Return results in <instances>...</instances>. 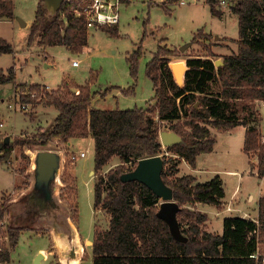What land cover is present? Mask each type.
<instances>
[{
	"label": "trees",
	"instance_id": "16d2710c",
	"mask_svg": "<svg viewBox=\"0 0 264 264\" xmlns=\"http://www.w3.org/2000/svg\"><path fill=\"white\" fill-rule=\"evenodd\" d=\"M230 1L233 3L231 10L239 20V48L224 57L222 66L217 67L211 56L189 57L186 65L180 68L182 82L179 84L170 67L178 51L159 45L146 67L147 77L154 84V116L145 108L95 109L90 86L67 85L49 96L45 94L48 96L45 104L59 112L50 131L34 139L19 138L13 145L5 141L0 143V161L6 162L15 145L34 151L58 141L68 145L72 139H93L98 173L94 208L106 211L110 218L107 229L95 232L93 264H264V196L259 200L257 221L227 217L222 235L213 234L201 229L208 220L207 214L189 212L183 205L221 206L226 196L222 178L215 176L207 182H198L195 176L186 175L169 180L163 172V179L173 189L181 208L177 218L182 233L188 238L186 242H179L168 224L157 216L161 204L159 197L143 183L121 180L139 160L162 154L160 133L166 121L174 123L172 130L184 140L182 144L169 147L168 152L192 167L196 166L198 156L214 150L217 140L211 128L228 130L245 126L244 153L249 158L257 157V166L253 168L258 178H264V135L257 127L262 117L256 105L258 101L264 102V0ZM206 2L212 14L223 16L217 8L220 0ZM79 6L68 0L51 16L41 0L28 46L37 42L42 47L66 46L73 53L82 52L87 46L88 31L84 18L75 14ZM15 17L14 3L0 0V21H11ZM143 52L141 45L129 58L134 78H137ZM13 53V45L0 38V55ZM15 81L14 67L7 71L0 68V85ZM31 87L29 97V93L40 89L36 85ZM20 89L25 90L27 86L21 85ZM21 101L31 102L23 97ZM115 158H119L120 164L103 174ZM163 158L165 161L166 156ZM172 172L175 174V169ZM8 214V199L4 197L0 204V228L8 221ZM16 217L13 215L12 220ZM184 223H188L187 229ZM7 229L9 246L14 249L26 228L8 223ZM258 252V259L252 257ZM9 262L10 251L2 244L0 263Z\"/></svg>",
	"mask_w": 264,
	"mask_h": 264
},
{
	"label": "rangeland",
	"instance_id": "374dc122",
	"mask_svg": "<svg viewBox=\"0 0 264 264\" xmlns=\"http://www.w3.org/2000/svg\"><path fill=\"white\" fill-rule=\"evenodd\" d=\"M11 1L15 5L16 17L11 21H0V38L13 45L14 53L0 55V68L7 71L14 67L16 81L0 85V143L10 137V144L13 145L19 138L34 139L44 130L50 131L59 113L57 109L47 106L45 100L49 94L58 92L67 85L90 86L94 93L92 107L95 109L145 108L154 116V84L147 77L146 67L159 45L178 51L170 67L179 84L182 82L180 68L186 65L187 58L211 56L215 62L218 60L223 62L224 57L239 48V20L231 10L233 3L230 0H226L225 5L219 3L217 6L223 12V17L212 14L206 0H186L185 5L180 4L181 0L179 2L130 0L121 8L119 25L106 29L87 30V46L80 53H73L66 46L42 47L37 42L29 47L27 43L31 26L41 0ZM19 18L28 25L22 27ZM141 45L144 52L139 61L137 78H134L130 72L129 58ZM183 47L185 49L181 51ZM75 61L78 62L77 66L73 65ZM176 64H180V67ZM216 66L222 64L218 63ZM21 85L27 86V89H20ZM31 85L40 88L37 99L27 95L29 88H32ZM46 93L48 96H45ZM16 94L31 100L28 111L18 109ZM263 103L256 102L257 110L262 117L257 127L264 135ZM155 118L159 120L157 115ZM173 124L169 121L163 122L162 131H174ZM225 137L219 134L217 139L222 141ZM228 137L221 143V146L223 144L226 146L228 140L229 145L227 144L225 149L230 152L228 158H219L212 162L208 160L205 163L206 167L214 164L219 170H223L227 165V168L239 171L241 178L223 176L228 180L229 196L234 188L239 186L243 191L255 194L257 200L260 189L262 190L260 194L264 196V187L261 188L264 180L257 177L253 168L257 166V157L252 156L248 161L242 151L244 135L241 130L235 131L231 137ZM13 148L6 162L0 161L2 163H0V204L6 197L9 212L11 211L7 216L8 221L1 224L0 247L4 244L10 251L9 264H61L60 260L63 264H93L91 241L89 240L87 244L83 240L78 243L74 241L77 231L75 227L79 229L81 237L85 240L94 239L96 220L98 229L108 226L109 216L106 211L102 210L97 214L94 211L98 173L95 171L93 139L91 137L73 139L71 147L58 141L34 151L22 149L18 145ZM38 151L63 153V161L56 178L50 182L46 180L40 184L41 179H38V174L34 170ZM81 152H87V157L72 162L70 156ZM160 155L166 156L167 165L164 167V172L169 180L187 174L188 167L182 165L180 169V157L168 152V148L163 146ZM119 164V158L113 159L102 173H108ZM173 169L175 174H172ZM93 171L94 173L91 174ZM206 175L201 174L204 182L210 180L206 181L204 178ZM244 201L246 202L247 198ZM221 207L203 203L183 205V208L189 212L207 214L208 220L201 225V229L213 234H217L218 230L223 228L225 214L234 215L239 212L230 204ZM251 208H254V205H251ZM218 209L225 214L217 213L220 211ZM41 211L47 213L42 216L50 218L48 224L45 219H40ZM22 213L25 217L21 216L20 219L25 218V220L19 223L17 215ZM11 214L17 217L12 220ZM8 223L12 226L22 225L30 230L20 235L14 249L9 246ZM183 227L187 229L188 223H184ZM82 245L85 253H82ZM41 255L43 257L39 259Z\"/></svg>",
	"mask_w": 264,
	"mask_h": 264
},
{
	"label": "water",
	"instance_id": "95a60500",
	"mask_svg": "<svg viewBox=\"0 0 264 264\" xmlns=\"http://www.w3.org/2000/svg\"><path fill=\"white\" fill-rule=\"evenodd\" d=\"M66 1L67 0H43V4L49 14L54 16L60 11L62 5ZM18 21L22 27L27 25L21 18H19ZM184 49L183 47L180 50L182 51ZM218 63L224 64L220 60L215 62V64ZM160 140L165 148L184 143L183 138L178 133L166 130L161 131ZM5 142L9 144L10 137H7ZM60 164L61 156L58 152L38 151L35 159V171L38 174V179H41L40 184L43 181L49 180L50 182L53 178H56V173L59 171ZM164 167L165 161L163 155L144 158L138 161L136 167L132 171L124 173L121 176V180L124 183L137 181L145 184L152 190L161 200L157 216L168 224L173 237L177 241L186 242L188 238L182 233L177 218L181 208L174 198L173 189L169 187L163 179ZM49 198L48 196L47 199ZM42 257L41 255L39 259Z\"/></svg>",
	"mask_w": 264,
	"mask_h": 264
},
{
	"label": "crops",
	"instance_id": "0c3cea01",
	"mask_svg": "<svg viewBox=\"0 0 264 264\" xmlns=\"http://www.w3.org/2000/svg\"><path fill=\"white\" fill-rule=\"evenodd\" d=\"M196 1H200V0H196ZM16 12V11H15ZM223 16H224V14H223ZM222 16V17H223ZM35 20V19H34ZM6 21H8V20H6ZM27 25H28V23H27ZM26 25V26H27ZM183 70V69H182ZM260 104V103H259ZM264 106L262 105V108H263ZM51 108V107H50ZM52 108H54V109H56L55 107H52ZM59 113V112H58ZM32 118V120H34L33 119V117H31ZM239 130H241L242 131V134L244 135V140H243V146H242V151L244 152V143H245V136H246V131H247V128L245 127V126H242V125H240V126H237V127H235V128H233V129H228V130H211L212 132L211 133H213L212 135H214V137L216 138V144H215V146H214V150L211 152V153H206V154H202V155H200V156H198V158H197V164H196V166L195 167H192L188 162H186L184 159H182V158H180L181 159V163H180V169H182L181 168V166L182 165H186L187 167H188V171H187V174H184L185 176L186 175H193V176H195L196 178H197V180H198V182L200 181V182H204L203 181V177H201V174H207L206 175V177H204L205 179H206V181L207 180H209V179H212L213 177H215V176H220L221 178H222V180H223V182H224V187H225V191H226V196H225V198L222 200V204H221V206L222 207H224L226 204H230L231 205V207H235V208H237L238 210H239V212H237V214H225V213H223L222 211H221V209H218V211L219 212H217V213H219L220 215H223V214H225L224 215V218H223V222H224V219L225 218H227V217H242V218H247V219H253V220H255V221H257L258 220V218H259V200H260V198L262 197V194H260V191L262 192V190L260 189V191H259V196H258V199L256 200V197H255V194H253L252 192L251 193H247L245 190L243 191L242 190V188L240 187L239 188V186H237V187H235L234 188V190H233V192L231 193V196H229V193H228V190H227V186H228V180H227V178H224L223 176H240V178H241V174H240V172L239 171H237V170H234L233 168H227V165H226V168L225 169H223V170H219L218 169V166L217 165H214V164H211L210 165V167H206V164L205 163H207V161L209 160L210 162H212V161H214V160H216V159H219V158H228V155H229V151H226L225 149H226V146H228L229 144H228V140H227V144H226V146L223 144L222 146H221V143H223L224 142V140L226 139V137H231V135H233V133L235 132V131H239ZM43 131V130H42ZM46 130H44V132H45ZM219 134H221V135H223V136H226L225 138H223V140L222 141H219L217 138H218V135ZM228 137V138H229ZM73 140V139H72ZM226 141V140H225ZM241 143H242V141H241ZM65 145V144H64ZM67 146H70L71 147V141L68 143V145ZM222 150H224V152H222ZM56 152H58V151H56ZM226 153V154H225ZM60 154V156H61V163H62V158H63V153H59ZM245 154V153H244ZM176 156V155H175ZM245 156L248 158V161H249V156L248 155H246L245 154ZM177 157V156H176ZM1 163V162H0ZM250 163V162H249ZM2 164V163H1ZM15 172V171H14ZM182 172V171H181ZM15 173H17V172H15ZM74 173H75V171H74ZM94 173V171L91 173V174H93ZM209 174H211L212 176L211 177H208V175ZM252 174V173H251ZM254 175V174H253ZM255 176V175H254ZM76 177V176H75ZM258 177V176H257ZM260 179V178H259ZM261 180H264V178H262ZM241 181V180H240ZM240 181H239V183H240ZM242 183V182H241ZM264 187V185L261 187V188H263ZM16 188V187H15ZM245 198H247V201L245 202L244 201V199ZM42 200H44V199H42ZM45 202H46V200H44ZM255 203V204H254ZM200 204H202V203H200ZM251 205H254V208H251ZM221 206H217V207H221ZM229 206V205H228ZM221 207V208H222ZM253 207V206H252ZM94 211H95V213L97 214L98 212H100V211H102V210H96L95 208H94ZM11 212V211H10ZM9 212V213H10ZM29 212V211H28ZM252 213V214H251ZM40 214V219H45L46 221H47V224H48V219H50V218H47V217H45V216H42V215H45V214H47V213H43L42 211L39 213ZM12 215V214H11ZM108 215V214H107ZM13 216V215H12ZM25 217V216H23V213H22V215H18V222L20 223L21 222V220H25V218H22V219H20V217ZM109 216V215H108ZM109 220H110V218H109ZM109 220H108V226H109ZM223 224V223H222ZM98 223H97V220H96V223H95V227H94V233H95V231L98 229ZM108 226L107 227H104L103 228V230H105V229H107L108 228ZM75 229L77 230L76 231V238L74 239V241L76 242V243H78V242H82V240L83 241H85V243L87 244V242L90 240L91 241V248L93 247V238H91V239H83L82 237H81V235H80V232H79V229L77 228V227H75ZM26 231H30L29 229H26L25 231H23L22 233H24V232H26ZM21 233V234H22ZM222 233H223V228H221V230H218V235H222ZM82 244V243H81ZM82 247H83V245H82ZM92 250V249H91ZM0 251H1V247H0ZM79 252V251H78ZM81 253V252H80ZM82 253H85V248L83 247V251H82ZM61 264H63V261H59ZM82 263V262H81ZM2 264H9V263H2Z\"/></svg>",
	"mask_w": 264,
	"mask_h": 264
},
{
	"label": "built area",
	"instance_id": "2783aa9c",
	"mask_svg": "<svg viewBox=\"0 0 264 264\" xmlns=\"http://www.w3.org/2000/svg\"><path fill=\"white\" fill-rule=\"evenodd\" d=\"M73 1L81 5L75 11L76 16L83 17L87 30H91V29H101L102 27H113L119 25L121 20V8L130 0H73ZM226 2H227L226 0H223L220 3L222 5H225ZM180 4L185 5L186 0H181ZM73 65L77 66L78 62L76 61L73 62ZM30 95L32 99L38 98L37 92H33ZM21 96L18 94L15 95L16 103L19 104L18 109L24 112L28 111L30 107V103L22 102ZM86 157H87V152H81L80 154L73 153L70 156L72 162H75L78 159H82ZM34 170H35V165H34ZM259 255L260 254L258 252L254 254L252 257L258 259Z\"/></svg>",
	"mask_w": 264,
	"mask_h": 264
}]
</instances>
